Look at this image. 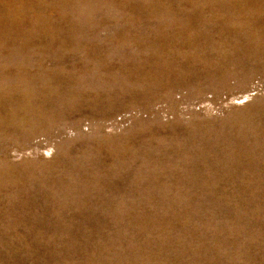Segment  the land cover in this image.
Segmentation results:
<instances>
[{"label":"rangeland","instance_id":"obj_1","mask_svg":"<svg viewBox=\"0 0 264 264\" xmlns=\"http://www.w3.org/2000/svg\"><path fill=\"white\" fill-rule=\"evenodd\" d=\"M0 264H264V0H0Z\"/></svg>","mask_w":264,"mask_h":264}]
</instances>
